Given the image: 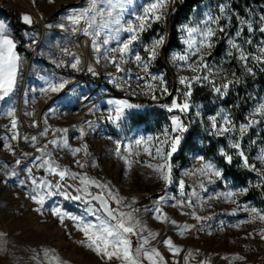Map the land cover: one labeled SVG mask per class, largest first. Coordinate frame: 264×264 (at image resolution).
Masks as SVG:
<instances>
[{"label": "rangeland", "instance_id": "obj_1", "mask_svg": "<svg viewBox=\"0 0 264 264\" xmlns=\"http://www.w3.org/2000/svg\"><path fill=\"white\" fill-rule=\"evenodd\" d=\"M10 1L0 0V8L7 9L18 16L20 26L16 29L11 28L10 34L12 35V30L15 31V39L20 42L17 51L25 61L20 65L18 73V90L14 108L0 105V212L11 239L9 255L0 264H49L46 252L55 255L62 264H120L119 261H109L103 255H97L87 246L83 232L78 230L72 220L65 218L61 223L60 219L52 213V208L60 207L76 216H85L84 205L65 201L63 197H53L46 201L40 211H36L40 206L29 198L31 181L27 169L31 168L32 175L37 178L49 176L45 168L38 166L41 161L35 159L42 156V153L37 151L38 148L45 149V153L50 154L51 159L61 168H68L72 172L87 175L101 184L108 185L113 194H116L122 201L119 205L112 201V207L123 212H130L135 220L139 221L137 231L149 240L145 247L159 251L163 257L161 264H264V220L258 217L251 218L255 214L243 210L246 205L260 210H264V207L258 202L244 200L246 193L238 190L247 187L229 177L226 181L212 177L214 182L209 183V177L199 172L204 163L200 157L213 162L222 170L218 163L219 158L224 159L220 155V149L224 148L230 154L236 151L228 147L229 140L224 136H215L214 139L223 138L226 142V145L220 142L216 147L217 157H205L200 152H193L186 153L184 160L171 159L174 183L166 184L155 168L164 161L153 158L143 151V146L138 149L134 144V141L141 136L145 138L159 136L163 139L161 135L163 129L169 127L170 130L171 125V120L164 112L157 110L146 112L143 107L133 110L127 127L117 129L105 119L109 108L105 101L89 106L84 111L83 118L72 119L67 116V110L82 96L81 91L76 87L67 89L57 101L45 106L48 99L44 93L39 91L47 86L45 80L66 81L65 87L73 75L71 71L59 70L54 60L56 52L72 36L70 29L63 30L59 25H67L65 17L70 11L79 10L87 1L65 0V3L59 4L54 9L55 3L51 0H33L37 9L44 15L43 31L36 25L25 24L22 21L24 15L30 16L31 0H22L28 8L23 14H20ZM147 2L148 0H135V5ZM63 5L69 7L57 12V9ZM222 5L225 8L224 12L220 11ZM136 10L138 11L139 8L137 7ZM209 14L221 17L219 25H213V27L223 26L225 31L217 32L216 37L213 38L215 47L222 42L218 53L214 54V47L204 49L202 54L209 65H212L214 69L219 68L220 71L200 74H209L210 80H214L217 86L225 78L235 80L239 77L242 82L230 88L229 92L233 93L228 99L230 104H224L227 95L221 98L212 90L209 83L196 84L197 87L210 90L214 97L205 105L195 104L199 106L200 116L197 117L190 112L188 117L191 125L200 124L206 127L208 134L212 131L210 117L217 112L225 110L239 126L240 123L246 122V118L256 105L264 99L262 86L247 85L246 78L251 73L244 70V62L238 58L237 50L232 48L230 43L234 41L246 53L261 55L264 58V53L259 52L260 47H264V33L259 31L260 19L254 11L248 13L246 21L251 23L253 28V31L249 32L247 24L241 22L243 16L229 6L228 0H207L193 8L188 18L179 26L187 23L200 24L201 21L207 19ZM128 18L130 17L126 15V19ZM161 23H153L151 28L142 34L143 46L137 45L136 47L139 54H148L144 46L149 45L154 38L161 35ZM179 26L177 30L180 47L169 53L167 66L161 65L153 73L165 75L169 90L172 82L183 87L179 84V76L197 75L187 67L174 66L171 62L174 54L183 53L187 47L183 42ZM238 30H242L239 37L235 35ZM244 31L246 32L243 33ZM121 38L126 39L127 34L122 33ZM247 40H251V43H246ZM113 46H118L116 41L108 45V47ZM91 49L99 71L108 77L112 70L109 58L100 57L98 59L100 54L96 52L93 45ZM160 51L161 48L157 58L160 56ZM229 52L232 54L229 55ZM31 55L32 59L27 66L26 61ZM197 60L198 56L193 55L190 62ZM131 62L132 58L125 63L130 64ZM249 64L253 66V69L264 65L258 64L251 57ZM168 74L171 82H169ZM238 86L242 87L241 93L237 91ZM143 88L144 83L135 85L130 92L139 98H150L143 94ZM171 100L172 98L167 100L169 105ZM87 104L83 105L79 111ZM10 110L12 115H8ZM136 114H146V121L142 124H135L133 116ZM174 114L181 115L175 111ZM13 119L16 121L15 129L12 128ZM37 126L40 128L38 129ZM64 129H67L66 133L62 131ZM81 129L84 131L82 137ZM14 135L15 139H13ZM34 136L37 138L36 141L31 139ZM52 140H57L59 147L51 144ZM64 140H67L68 147L64 146ZM117 143L121 145L120 155L116 152ZM155 143V140L149 142V147L153 152L152 145ZM240 143L249 158V163L255 164L262 173L264 163L256 157L264 150L263 123L250 129ZM85 145L87 154L83 150ZM129 146H131L132 154L125 151ZM76 148L82 150L73 155L71 150ZM43 158L48 159L49 157L43 155ZM17 161L20 163L18 164ZM77 161L85 164V167H79ZM232 162L235 168H244L239 156L234 155ZM13 172L17 175L13 176ZM36 172H41L44 176L36 175ZM252 172L257 174L256 171ZM181 180L185 184L183 189L185 195L183 196L179 189ZM20 181H25V183L21 185ZM257 181V177H250L248 183L255 184ZM68 183L76 185L78 181L68 180ZM91 191L98 192L100 189L93 187ZM193 191L198 195L190 196L189 194ZM228 191H236L237 194L230 200H226L224 194ZM161 197L164 199L161 200ZM188 199H191V206L181 205V201ZM142 201L146 202L142 207H138L137 204ZM156 208H160L161 212L156 213ZM193 212L204 219H195ZM165 216L167 219H164ZM86 218L92 219V217ZM172 221L176 223L173 224ZM185 226L188 227L187 231L183 230ZM151 234H156L155 238ZM167 239H171L173 245L180 249L178 253L170 251L163 243ZM135 240L136 246L137 236ZM144 264H149V262L145 260Z\"/></svg>", "mask_w": 264, "mask_h": 264}, {"label": "snow or ice", "instance_id": "obj_2", "mask_svg": "<svg viewBox=\"0 0 264 264\" xmlns=\"http://www.w3.org/2000/svg\"><path fill=\"white\" fill-rule=\"evenodd\" d=\"M177 0H148L147 3L135 5V0H87V6L79 10L70 11L69 15L65 17L68 24H60L59 27L63 30H71L72 32H82L84 35L89 36L92 45L100 57H110L109 62L116 68L117 72H123L121 63L127 62L128 59L134 57V60L138 67H141L145 73L144 76H138V81H144L143 94L148 95L150 99L156 101L163 97H172L171 104H160L159 107L165 109L169 113L178 112L184 117H187L190 112H193L195 116H200L199 106L195 105L192 100V87L193 84L209 83L212 90L218 94L221 98L226 96L230 88L238 83H241V79L237 77L235 80H228L227 78L217 86L214 80H210V75L213 72L220 71L219 68L214 69L212 65H209L202 54L204 49H212L215 47L213 38L216 37L217 32L223 33L225 28L223 26L213 27V25H219L221 17L208 15L207 19L201 21L200 24L193 25L191 23L183 24L179 26V31L182 34L183 42L186 44V50L181 54H174L171 57V62L174 66L187 67L193 73L191 77L179 76L178 81L182 88L175 89L179 93V96H173V93L169 90L168 82L165 79L163 73L153 74L150 71L152 62L156 60L159 55V49L165 44V36L159 35L158 38H154L151 43L144 46V50L148 53V58H143L138 51H136L137 45H142V34L151 28L153 23L165 22L168 16V8L170 4H175ZM137 7L139 10L137 11ZM175 11V9H173ZM220 11L224 12L225 8L222 5ZM126 15L130 18L126 19ZM261 21L264 22V16H261ZM22 21L25 24H32L33 21L30 16L24 15ZM246 23L248 31L252 32V24L247 21H241ZM202 25V26H201ZM242 30L236 32V36L241 35ZM259 31L264 33V27H260ZM122 33L127 34L126 39H122ZM116 41L118 46L116 48L108 47L112 42ZM231 47L238 52V58L244 62V70L255 76L253 66L249 64V58L256 61L258 64H264V58L261 55H253L243 51L234 41H230ZM246 43H251V40H247ZM143 46V45H142ZM67 52V49H65ZM260 53H264V47H260ZM113 53H118L119 60L112 57ZM229 55L232 53L229 52ZM198 56L196 62H190L191 57ZM210 55V53H209ZM22 57L17 52V41L12 37L9 31L8 25L0 22V100H4L13 93L18 79V73L20 71ZM80 64L79 59H75V62L71 64L73 69H78ZM264 71V68L260 69ZM89 72L96 74L90 67ZM207 72L209 74L201 75L200 73ZM235 75V73H233ZM46 87H42L39 91L42 93L59 92L66 81L53 82L51 79L45 80ZM114 83L119 86V82L114 80ZM110 107L107 109V116L105 119L117 129L127 127L130 117H132L133 110H138L144 107L141 104H135L129 102L127 99H110L107 101ZM10 110L8 115H12ZM258 117V118H257ZM171 125L165 127L161 135L147 138L141 136L134 141L135 146L139 149L143 146V151L147 152L153 158H159L164 163L155 166L156 170L160 173V178L168 185L174 183L172 176L171 159L174 154L178 152L181 146V142L185 138V133L189 132L191 127V121H186L181 118V115L174 114L170 117ZM211 129L209 133L214 136H224L229 140L228 147L236 150L235 153L230 154L226 149H220V155L224 157L228 164L233 161L234 155L239 156L242 159L243 167L256 171L260 178V182L255 185L261 187L264 185V173H261L255 164L249 163V158L245 154V150L242 148L240 141L254 126L264 123V99L259 102L253 111L246 118V122L240 123L237 126L236 122L232 119L230 114H227L225 110L217 112L210 117ZM12 128H16V121L13 119ZM67 132V129L62 130ZM238 133V136H237ZM81 137L84 135L83 129L80 130ZM16 136H13L15 139ZM32 141H36V137L31 138ZM155 140L156 143L152 145L154 152L149 147V142ZM51 144L59 147L57 140L50 141ZM65 147H68L67 140L63 141ZM131 146L125 149L129 154ZM82 149H72V154L79 153ZM85 153L87 154V146H84ZM121 145L117 143L116 152L120 155ZM38 152L42 153V156H38L35 159L41 161L39 167L45 168L49 176L58 177L57 180H50L48 178H37L32 175V169L28 168L29 179L31 181V188L29 190V198L34 201L40 207L36 211H40L46 201L53 197H63L65 201H79L84 205L85 216H76L72 213L64 211L60 207L52 208L53 215L57 216L61 223L64 219L72 220L79 231L83 232L87 246L95 251L97 255H103L107 260L119 261L120 264H144V261H148L149 264H161L163 257L155 248H147L145 245L149 243V240L140 235L137 231L139 227V221L135 220L130 212H123L111 206V202L114 201L117 205L121 204V199L113 194L111 189L106 184H101L95 179L89 178L87 175H80L79 173L72 172L68 168H61V166L51 159L50 154L45 153V149L38 148ZM43 155H48V159H44ZM204 163L202 164L199 172L209 177V183H212V177L219 180H227L223 171L217 167L211 161H206L204 157H200ZM259 161L264 163V150L256 157ZM19 164L20 161H17ZM79 167L84 168L85 164L77 161ZM149 167H153L149 165ZM13 176L17 175L15 172ZM68 180L78 181V184H69ZM21 185L25 181L19 182ZM100 189L98 192L91 191L92 188ZM203 187V184H201ZM185 188L184 181H179V189L181 195H185L183 189ZM241 193H246L248 188H240L238 190ZM237 194L236 191H228L224 194L226 200H230ZM190 196L198 195L193 191ZM161 200L164 197L160 198ZM235 203V201H232ZM181 205L187 204L191 206V199L181 201ZM244 211H250L255 214L254 217H258L260 220H264V210L257 209L256 207L244 206ZM156 213H160V208L155 209ZM192 215L197 220H203V217L196 216L193 212ZM86 217H92L87 219ZM159 219L160 216L158 215ZM164 219H167L165 216ZM175 224V221H172ZM184 231L188 230L185 226ZM155 238L156 234H151ZM132 236H137L138 241L135 247H133ZM163 243L167 245L168 249L174 253H178L180 249L173 245L171 239L164 240ZM49 260V264H62L61 261L48 252L45 253ZM239 259V257H236Z\"/></svg>", "mask_w": 264, "mask_h": 264}, {"label": "built area", "instance_id": "obj_3", "mask_svg": "<svg viewBox=\"0 0 264 264\" xmlns=\"http://www.w3.org/2000/svg\"><path fill=\"white\" fill-rule=\"evenodd\" d=\"M86 6L87 3L86 4L83 3L80 9ZM29 8H30L29 15L33 21L32 24L36 25L38 28H41V31H43L44 15L42 14V12H40L37 9L33 0H31V6ZM251 11H254L255 15L259 19L261 18V16H264V6L253 5L245 10L242 21H246V17L248 13H250ZM260 22L261 24L259 25V28L264 27V22H262L261 19ZM160 32L161 35L165 36V41H166L167 38L166 21L161 23ZM11 33H12V37L15 39L16 37L15 31L12 30ZM91 45L92 42L89 36L84 35L82 32H72V36L70 40L65 45L59 48V50L56 52L54 56V60L57 65V68L61 71H71L73 75L69 83L59 92L44 93V95L48 99L45 106H47L48 104L54 101H57L60 98V96L63 94V92L66 91L67 89L76 87L78 90L81 91L82 96L76 102H73L71 104L72 105L71 108L67 110V116L72 117V119L83 118L84 111H86L89 106L97 105L100 104L101 102H105L110 99H127L131 103H137L143 105L144 106L143 109L146 112H150L154 110L164 112L166 116L170 119V117L173 115L174 112L169 113L165 109L159 107V105L168 104L169 102H167V100H169L172 97L166 96L160 100L154 101L150 98H141V97L139 98L131 94L130 90L133 86L144 83V81H138L136 77L145 75L143 69L137 66L134 57L132 58V62L130 64H127L125 62L121 63V67L124 69L123 72L118 73L116 68L111 64L112 70L109 76L106 77L101 73V71H99L97 63L93 56ZM19 47H20V42L17 41V49ZM111 48H116V47L113 46ZM65 49H67V52H65ZM140 55L145 59L148 58V54H140ZM112 57H115L117 60H119L118 53H113ZM108 58L110 59V57ZM31 59H32V55L26 61L27 66L30 63ZM75 59H79L80 61L78 69H73L71 67V64L75 62ZM157 59L161 61L160 56ZM24 61L25 60H22L21 64H23ZM90 67L96 73L95 75L92 72L88 71ZM158 67L159 64L155 60L152 62L150 71L154 73L156 70H158ZM114 80L119 82V86H117L114 83ZM193 87H196V84H193ZM177 88H181V87L179 85H176L175 82H172L170 91L173 93V96H179V93L175 91V89ZM85 104H87V106H85L84 108H82L81 111H79V109H81V107ZM108 107H110L109 104ZM37 128L39 129L40 127L37 126Z\"/></svg>", "mask_w": 264, "mask_h": 264}, {"label": "trees", "instance_id": "obj_4", "mask_svg": "<svg viewBox=\"0 0 264 264\" xmlns=\"http://www.w3.org/2000/svg\"><path fill=\"white\" fill-rule=\"evenodd\" d=\"M207 1V0H177L175 4H172L168 11V18L166 20V30H167V38L165 44L161 47L160 51V58L156 59L159 66H167L166 62L169 56V53L172 50L180 47L179 40H178V26L182 24L190 15L193 8L198 6L200 3ZM229 6H231L240 16H243L245 10L249 7L256 5V6H264V0H228ZM71 6V5H70ZM69 6L63 5L57 9V12L67 8ZM175 9V11H173ZM56 12V13H57ZM0 16H3L8 19L11 28L16 29L20 26L18 23V16L7 10L0 8ZM156 27V26H154ZM244 31L243 33H245ZM147 37V36H145ZM222 42H219L214 50V54L218 53V50L221 46ZM264 68V65L260 67H255L254 72L255 76L252 74L246 78L247 85L259 84L264 88V71L260 69ZM169 78V82H171L170 75H167ZM238 93L242 92V87H237ZM233 93L230 91L225 100L224 104H230L228 99L232 97ZM213 94L210 90L205 87H193L192 88V97L191 100L194 104H207L213 99ZM181 118L189 121V117H184L181 114ZM133 121L135 124H142L146 121V114H136L133 116ZM264 125V123H263ZM214 135L208 134L206 127L200 126V124L191 125L189 132L185 133V138L181 142L180 149L178 152L173 156L174 159H182L184 160V155L186 153H193V152H200L205 157L208 156H215L217 157L216 147L221 142L223 145H226V142L223 138H216L214 139ZM201 143V145L199 144ZM218 163L220 164L222 171L226 177H229L231 180L245 186L248 188L245 196L243 197L244 200L247 201H255L261 204L264 207V185L261 187H256L260 182V178L257 174L253 173L251 170L247 168L237 169L234 166V163L228 164L225 159L219 158ZM264 173V171L262 172ZM36 175L44 176L41 172H36ZM250 177H257V183H248ZM50 180H57L58 177L47 176ZM146 201L139 202L137 204L138 207H142V205ZM133 246H135V236L131 237Z\"/></svg>", "mask_w": 264, "mask_h": 264}, {"label": "crops", "instance_id": "obj_5", "mask_svg": "<svg viewBox=\"0 0 264 264\" xmlns=\"http://www.w3.org/2000/svg\"><path fill=\"white\" fill-rule=\"evenodd\" d=\"M51 1L54 2L55 5H56V6L53 5L54 9L59 4L65 3V0H51ZM10 2L12 4H14V6L19 10L20 14H23L24 12H26L28 10V8L25 5V3H22V0H11ZM0 6H1V4H0ZM0 22L5 23L6 25H8L9 31H10L11 25H10V23H9L7 18L1 16ZM18 81H19V79H17V84H16V87H15L13 93L10 94V96L8 98H6L4 100H0V105L1 106H3V107L13 106V108H14V106H15L14 105L15 96H16V92L18 90ZM10 245H11L10 235H9V233L7 231L3 215L0 212V263L7 259L8 255H9Z\"/></svg>", "mask_w": 264, "mask_h": 264}, {"label": "water", "instance_id": "obj_6", "mask_svg": "<svg viewBox=\"0 0 264 264\" xmlns=\"http://www.w3.org/2000/svg\"><path fill=\"white\" fill-rule=\"evenodd\" d=\"M170 7H171V5H170ZM70 184V183H69ZM95 193V192H94ZM70 202H72V203H74V204H77V205H83L81 202H79V201H70ZM112 206V205H111Z\"/></svg>", "mask_w": 264, "mask_h": 264}]
</instances>
